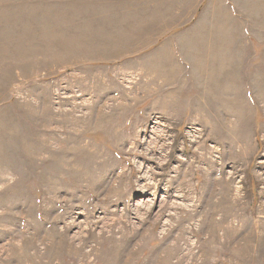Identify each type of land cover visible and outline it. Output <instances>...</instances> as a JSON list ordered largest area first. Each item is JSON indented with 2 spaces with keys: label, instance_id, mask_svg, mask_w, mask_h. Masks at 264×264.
Instances as JSON below:
<instances>
[{
  "label": "rangeland",
  "instance_id": "1",
  "mask_svg": "<svg viewBox=\"0 0 264 264\" xmlns=\"http://www.w3.org/2000/svg\"><path fill=\"white\" fill-rule=\"evenodd\" d=\"M231 2L234 64L164 94L70 5L0 0V264H264V0Z\"/></svg>",
  "mask_w": 264,
  "mask_h": 264
},
{
  "label": "crops",
  "instance_id": "2",
  "mask_svg": "<svg viewBox=\"0 0 264 264\" xmlns=\"http://www.w3.org/2000/svg\"><path fill=\"white\" fill-rule=\"evenodd\" d=\"M215 1L61 0V4L71 6L72 10L62 8L74 16L69 18V26L79 16L91 21L89 33L74 35L79 39L74 41L104 47L106 53L99 57L106 63L138 59L140 66L154 68L156 76L160 75L157 93L184 94L187 87L202 85L206 76L205 83L224 77L239 47H244L243 40L236 44L233 38L242 37V31L229 28L222 16L231 0H219L221 9L212 8ZM81 2L85 6L77 10L75 5ZM245 34L247 45L252 38Z\"/></svg>",
  "mask_w": 264,
  "mask_h": 264
}]
</instances>
